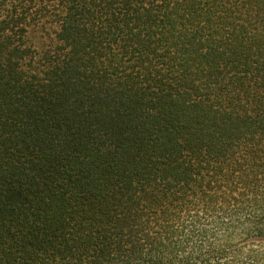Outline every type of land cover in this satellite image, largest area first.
<instances>
[{"label":"trees","instance_id":"trees-1","mask_svg":"<svg viewBox=\"0 0 264 264\" xmlns=\"http://www.w3.org/2000/svg\"><path fill=\"white\" fill-rule=\"evenodd\" d=\"M0 264H264V0H0Z\"/></svg>","mask_w":264,"mask_h":264}]
</instances>
